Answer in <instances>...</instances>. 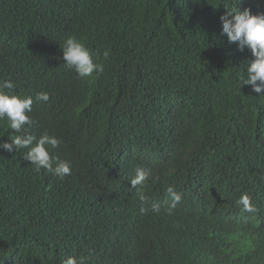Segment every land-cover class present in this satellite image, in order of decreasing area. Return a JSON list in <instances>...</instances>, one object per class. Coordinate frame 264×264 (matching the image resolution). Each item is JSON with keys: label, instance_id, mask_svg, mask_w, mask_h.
<instances>
[{"label": "trees", "instance_id": "1", "mask_svg": "<svg viewBox=\"0 0 264 264\" xmlns=\"http://www.w3.org/2000/svg\"><path fill=\"white\" fill-rule=\"evenodd\" d=\"M236 8L264 0H0V89L33 98L22 134L60 139L54 166L71 167L60 179L0 149V264H264V96L222 32ZM69 37L102 73L65 67ZM16 134L0 119V144ZM137 168L159 213L140 212Z\"/></svg>", "mask_w": 264, "mask_h": 264}, {"label": "clouds", "instance_id": "2", "mask_svg": "<svg viewBox=\"0 0 264 264\" xmlns=\"http://www.w3.org/2000/svg\"><path fill=\"white\" fill-rule=\"evenodd\" d=\"M220 19L222 32L226 34L229 42H238L241 51L247 47L254 57L245 66L246 71L239 77L241 85L250 86L252 93L259 94L260 97L264 96V13L253 14L250 9L241 11L236 8L228 10ZM62 49L63 59L66 61L65 67L74 70L79 78L91 77L93 73L99 74L104 71V66L97 62L96 55L76 38L69 37L64 42ZM103 56L107 59L109 52L104 51ZM3 87L12 89L14 85L11 81H7ZM35 99L47 102L50 97L48 93L40 92ZM33 102L31 96L9 95L0 89V119L6 117L10 121V128L17 133L11 136V142L5 141L0 144V149L7 152L28 149L25 159L35 166L37 172L44 169L48 173L64 179L71 175L70 165L67 162H58L54 166V160L50 153V150L59 147L62 141L47 134L39 139L31 134H22L25 126L32 127L35 123L29 115L33 110ZM151 179L149 171L137 168L134 177L130 180L142 204L141 213H145L149 209L157 213L161 211V204L154 203L145 192ZM182 198V194L175 191L173 187L167 189L164 207L168 214L177 208ZM238 204L243 205L245 212L255 211L247 194L240 197ZM63 264H88V260L85 256H69L63 261Z\"/></svg>", "mask_w": 264, "mask_h": 264}]
</instances>
